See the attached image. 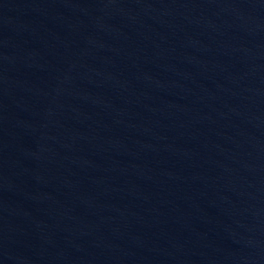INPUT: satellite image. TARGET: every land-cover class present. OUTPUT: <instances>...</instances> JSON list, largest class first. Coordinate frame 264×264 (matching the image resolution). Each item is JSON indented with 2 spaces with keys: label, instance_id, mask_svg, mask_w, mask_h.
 Instances as JSON below:
<instances>
[{
  "label": "water",
  "instance_id": "95a60500",
  "mask_svg": "<svg viewBox=\"0 0 264 264\" xmlns=\"http://www.w3.org/2000/svg\"><path fill=\"white\" fill-rule=\"evenodd\" d=\"M0 264H264V0H0Z\"/></svg>",
  "mask_w": 264,
  "mask_h": 264
}]
</instances>
